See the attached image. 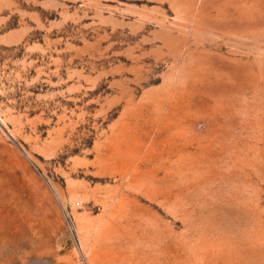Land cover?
<instances>
[{"label":"rangeland","instance_id":"rangeland-1","mask_svg":"<svg viewBox=\"0 0 264 264\" xmlns=\"http://www.w3.org/2000/svg\"><path fill=\"white\" fill-rule=\"evenodd\" d=\"M0 264H264V0H0Z\"/></svg>","mask_w":264,"mask_h":264}]
</instances>
